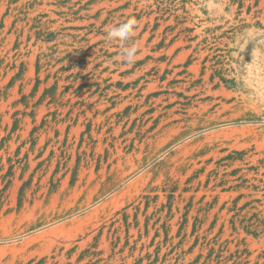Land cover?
<instances>
[{
	"label": "rangeland",
	"instance_id": "1",
	"mask_svg": "<svg viewBox=\"0 0 264 264\" xmlns=\"http://www.w3.org/2000/svg\"><path fill=\"white\" fill-rule=\"evenodd\" d=\"M0 264H264V0H0Z\"/></svg>",
	"mask_w": 264,
	"mask_h": 264
},
{
	"label": "clouds",
	"instance_id": "2",
	"mask_svg": "<svg viewBox=\"0 0 264 264\" xmlns=\"http://www.w3.org/2000/svg\"><path fill=\"white\" fill-rule=\"evenodd\" d=\"M137 28V22L135 19H128L118 25H115L107 30L106 41L109 44L117 43L121 45L120 56L124 63H134L138 52V46L133 41L135 36V30ZM248 40H253V37L244 33L243 37Z\"/></svg>",
	"mask_w": 264,
	"mask_h": 264
}]
</instances>
